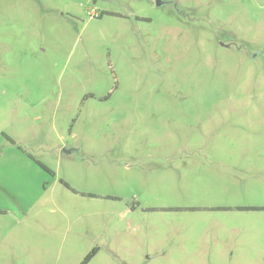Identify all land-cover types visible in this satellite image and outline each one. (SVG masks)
I'll return each mask as SVG.
<instances>
[{
	"label": "rangeland",
	"instance_id": "obj_1",
	"mask_svg": "<svg viewBox=\"0 0 264 264\" xmlns=\"http://www.w3.org/2000/svg\"><path fill=\"white\" fill-rule=\"evenodd\" d=\"M95 248L264 264V0H0V264Z\"/></svg>",
	"mask_w": 264,
	"mask_h": 264
},
{
	"label": "trees",
	"instance_id": "obj_2",
	"mask_svg": "<svg viewBox=\"0 0 264 264\" xmlns=\"http://www.w3.org/2000/svg\"><path fill=\"white\" fill-rule=\"evenodd\" d=\"M37 163H38V165L41 166L43 169L47 170V172L53 174V173L48 169V167L45 166L43 163L38 162V161H37ZM98 251H99V250H98L97 248L93 249L92 252L86 256V258L84 259V261H83L81 264H88V263L92 260V258H94V256H96V254L98 253Z\"/></svg>",
	"mask_w": 264,
	"mask_h": 264
},
{
	"label": "water",
	"instance_id": "obj_3",
	"mask_svg": "<svg viewBox=\"0 0 264 264\" xmlns=\"http://www.w3.org/2000/svg\"><path fill=\"white\" fill-rule=\"evenodd\" d=\"M158 4H159V1H158Z\"/></svg>",
	"mask_w": 264,
	"mask_h": 264
}]
</instances>
